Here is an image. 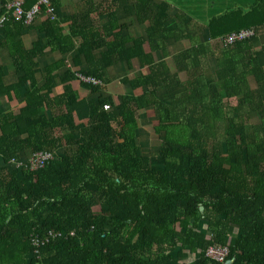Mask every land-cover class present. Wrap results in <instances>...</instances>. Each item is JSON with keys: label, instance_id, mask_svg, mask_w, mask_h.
Listing matches in <instances>:
<instances>
[{"label": "trees", "instance_id": "obj_1", "mask_svg": "<svg viewBox=\"0 0 264 264\" xmlns=\"http://www.w3.org/2000/svg\"><path fill=\"white\" fill-rule=\"evenodd\" d=\"M21 1L29 10L39 0ZM89 2L103 22L83 23L87 8L63 17L53 0L30 50L7 37L19 77L3 90L23 89L25 106L1 128L0 264H220L205 257L216 246L228 247L222 264H264V67L255 52L264 57V0L208 18L206 43L166 2ZM129 10L141 37L125 32ZM25 27L9 19L0 30L19 38ZM249 29L253 37L222 44ZM169 43L187 46L172 58L180 73L165 62ZM47 51L59 59L41 67ZM133 62L145 71L119 79L125 94H106L108 69ZM76 87L89 91L87 104ZM149 118L154 153L142 128ZM37 152L54 158L35 171L12 163ZM50 232L63 236L32 245Z\"/></svg>", "mask_w": 264, "mask_h": 264}, {"label": "crops", "instance_id": "obj_2", "mask_svg": "<svg viewBox=\"0 0 264 264\" xmlns=\"http://www.w3.org/2000/svg\"><path fill=\"white\" fill-rule=\"evenodd\" d=\"M90 0H61V8H59L57 10V12H59L60 15H62L63 17H69V15H77L80 13H83V11H85L87 8V10H89L90 17L87 18V20H84L83 23H87L89 20L91 21H95L97 19H99V23H101L104 21V18L101 19V16H99V18H97V15H99L101 12H103V10L101 8L95 7L96 5H93L92 2H89ZM94 1V0H93ZM98 1V0H96ZM156 2H165L164 0H155ZM233 1V0H232ZM82 2H85L81 5ZM104 2V1H103ZM167 2V1H166ZM222 2L221 0H216V3H220ZM227 2H231V1H227ZM77 4L81 5L82 9H78V11H82V12H78L77 13ZM107 4H103V8L106 6ZM130 5L133 6L132 2H130ZM216 4L213 3L212 6H215ZM234 6H229L228 8H233V7H237L238 3L235 2L233 3ZM169 8V15L170 11L175 12V15L177 14H181V15H185L181 10H176L175 8H173V5H170ZM247 7V5H245ZM180 7V6H179ZM124 7L121 8L119 14H122L124 11ZM219 10H221V8H219ZM218 11H216L217 13ZM215 13V12H214ZM208 14V12H207ZM218 14V13H217ZM89 15V14H88ZM126 15H130V16H126ZM126 23L130 24L131 27L128 28L127 31H125L126 33H129L131 35V37H136L134 35L137 34L138 37L143 36L144 34V28L140 25H138L134 19H132V17L134 16V14H130V10L126 13ZM47 15L45 14H40L33 22L32 25L27 26L25 28H23V30H21L19 33V38L18 37V33L17 32H11L10 34L6 35V32L4 33V30H0V136L2 135V127L3 128H7V123L4 121V117H6L7 115H15L18 112L21 111V109L25 106V91H23V89H20L19 91H4L3 88L4 87H9L11 85H13L14 83H16L19 74L16 72L15 67L13 65V60L12 57L10 56V51L7 48L8 46L6 45L7 42V37L8 36H14L15 37V41L21 42L22 46L24 47L25 50H30L33 46V44L36 42L37 38L39 37V31L37 30V27L41 24V22L44 20V17H46ZM172 16V15H171ZM86 17V16H85ZM86 19V18H85ZM207 20V19H206ZM92 23V22H91ZM203 23V22H202ZM98 26V25H97ZM146 26H147V22H146ZM198 26V25H196ZM17 34V35H16ZM179 45L182 46H186L185 43L182 44H174V43H169L168 44V53H169V57L165 60V62L168 64L171 72H175L177 70H183V68H181L182 66L177 67V65L173 64V60L172 58L176 55H178L177 48ZM7 46V47H5ZM146 51H148V47H145ZM95 55L98 56V52H95ZM68 58H66V69H70V58L71 55L67 56ZM59 59V56L57 54H52L49 51L46 52L45 56L39 61L40 66L44 67L45 65L51 64L52 62L56 61ZM173 64V65H172ZM210 67L214 69V62L211 60L209 62ZM144 70L142 68H139V65L137 64V62H133L132 64V70L127 71L126 68L121 65V64H116L115 66H113L112 68L108 69V76L110 78H113V80L106 85L105 89V93L110 95V96H118V95H123L126 93V89L119 84V79L124 78V77H133L136 74H138L139 70ZM181 71H179L180 73ZM43 73L38 75V82L39 84L42 83V79H43ZM76 94L78 96V104L82 103V105L87 104L88 100H90L91 96L89 95V91H86L85 89L81 88V87H76ZM61 93V89L60 86H57V88L55 89V91L53 92V96L52 97H56L57 95H59ZM135 95L140 94V90H137L136 92H134ZM81 105V104H80ZM74 117L76 119H78L75 114ZM76 123H78V121H76ZM31 157V155H27L26 156V161Z\"/></svg>", "mask_w": 264, "mask_h": 264}, {"label": "built area", "instance_id": "obj_3", "mask_svg": "<svg viewBox=\"0 0 264 264\" xmlns=\"http://www.w3.org/2000/svg\"><path fill=\"white\" fill-rule=\"evenodd\" d=\"M2 7L5 10V14L0 17V28L9 20L23 21L24 25H32L34 20L41 14L42 7L44 8L45 14L52 16L54 15L53 0H39L31 9L24 10L23 1L21 0H0ZM255 35V31L252 29L241 30L239 32L230 33L224 36L221 40L225 46H232L237 42L247 40ZM79 79L84 84H91L93 86H100L101 82L95 78L89 76H79ZM54 155L48 152H37L31 155L26 162H15L12 161L17 167L27 166L30 171H35L44 168L48 162L52 161ZM70 235H73L71 233ZM61 233L50 232L43 240L34 238L32 245L35 248L42 246L47 243L49 239H55L62 237ZM229 250L228 247H209L205 251V257L216 262V263H228Z\"/></svg>", "mask_w": 264, "mask_h": 264}, {"label": "rangeland", "instance_id": "obj_4", "mask_svg": "<svg viewBox=\"0 0 264 264\" xmlns=\"http://www.w3.org/2000/svg\"><path fill=\"white\" fill-rule=\"evenodd\" d=\"M166 1H165L166 3L173 5L174 6L173 8H175L176 10H181L185 14L182 16H184L187 20H190L191 25H193V24L198 25V26H195V29L197 30V35H199L201 43H206V42H209L210 39L208 37H206V32L204 31V29H202V30L200 29V27H203L206 19H208L214 15H217L218 12L216 13V11H219V8H221L220 11L225 10L231 5L234 6L233 3H235V2H237L239 6L243 7V5L254 4L256 0H233V1L232 0H221L222 2H220V3H216V0H166ZM227 1H231V2H227ZM213 3L216 5L212 6ZM238 5H237V7H238ZM172 11H170V14L175 15L176 11H174V12H172ZM207 12H208V14H207ZM257 34H259L261 36L263 34V31L258 30ZM134 36L138 37L139 35L137 36V34H136ZM186 48H187V46L179 45L177 48V51L183 52ZM180 52L178 54H180ZM255 52H256L257 58L259 60V63L264 67V57H263V52H262L261 48L255 49ZM175 65H177V64H175ZM182 68H183V66H182ZM251 86L255 87L252 82H251ZM263 104H264V101H263ZM254 117H255V113H252L249 116V118H254ZM142 118H145V116H143ZM152 120L153 119L149 118V120L145 119L142 122V123H144V125H142V128L147 132V134L149 133L148 135H150V137L146 136L147 140H148V144H146V147H147L146 149H149L148 153L156 152L158 150V147H159L158 141L156 140V137L153 136V132L151 130V125L149 124V122H151Z\"/></svg>", "mask_w": 264, "mask_h": 264}, {"label": "water", "instance_id": "obj_5", "mask_svg": "<svg viewBox=\"0 0 264 264\" xmlns=\"http://www.w3.org/2000/svg\"><path fill=\"white\" fill-rule=\"evenodd\" d=\"M203 208H201L200 210L202 211ZM229 263V262H228Z\"/></svg>", "mask_w": 264, "mask_h": 264}]
</instances>
